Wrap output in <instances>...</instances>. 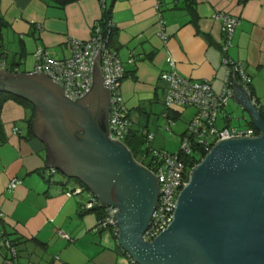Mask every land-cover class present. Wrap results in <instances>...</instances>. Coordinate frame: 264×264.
<instances>
[{
	"label": "crops",
	"instance_id": "0c3cea01",
	"mask_svg": "<svg viewBox=\"0 0 264 264\" xmlns=\"http://www.w3.org/2000/svg\"><path fill=\"white\" fill-rule=\"evenodd\" d=\"M102 2L111 7L116 26L110 45L126 69L121 91L129 113L148 128L152 121L154 138L160 117L174 131L187 114L178 128L181 137L196 110L188 104L168 108L164 103L169 82L161 72L171 68L168 57L175 59L180 74L209 78L218 91L224 84L222 61L227 54L242 62L251 75L252 91L264 105V0H196L195 20L185 0H0V21H8L1 29L8 54L0 59V68L33 71L38 46L54 57L68 56L70 38L85 39L93 33L103 14ZM219 11L240 19L226 53L219 46L224 40ZM160 17L166 39L158 33ZM230 100L240 105L234 96ZM230 100L218 116L227 124L232 118ZM9 105L6 117V111L2 114L8 138L0 146V238L6 234L17 239L21 260L28 264H137L110 230L95 229L97 211L84 209L90 192L86 185L59 168L60 173L51 171L45 142L29 132L28 108L17 101ZM13 178L21 182L10 187ZM76 186L83 189L66 194ZM4 254L0 243V264Z\"/></svg>",
	"mask_w": 264,
	"mask_h": 264
},
{
	"label": "water",
	"instance_id": "95a60500",
	"mask_svg": "<svg viewBox=\"0 0 264 264\" xmlns=\"http://www.w3.org/2000/svg\"><path fill=\"white\" fill-rule=\"evenodd\" d=\"M99 55L100 48L92 86L77 99L44 71L0 68V89L35 107L33 129L46 144L47 164L84 183L102 207H118V241L138 264H264V118L236 81L235 68L234 97L259 133L218 139L192 168L173 220L146 240L160 185L123 141L110 136V84Z\"/></svg>",
	"mask_w": 264,
	"mask_h": 264
},
{
	"label": "built area",
	"instance_id": "2783aa9c",
	"mask_svg": "<svg viewBox=\"0 0 264 264\" xmlns=\"http://www.w3.org/2000/svg\"><path fill=\"white\" fill-rule=\"evenodd\" d=\"M216 16L222 21V29L227 36L232 38L234 29L239 22L238 18L226 11H219ZM164 23L165 20L160 17L158 33L166 39ZM113 25L115 23L109 19L107 26ZM110 30L109 28V31L105 32L100 22L95 23L94 31L88 38L72 37L68 40L71 52L63 58L54 57L44 46H38L35 51L36 65L32 72L44 71L65 89L66 95L71 99H77L92 86L94 58L100 48V59L96 58V60L102 74L107 77L106 82L110 84V136L123 141L131 122L128 118V106L121 91V80L126 69L117 50L110 45ZM229 43H231L230 40L225 45V49L228 48ZM224 59L226 64L231 62L232 67L226 69L224 85L220 92L212 88L209 78L196 80L180 74L176 70V61L173 57H168L171 68L161 72V77L169 82L166 105L171 107L175 104H188L194 105L196 110L189 120L188 126L181 133L180 148L176 151L155 149L150 164L146 165L153 171L160 185L158 203L152 213L149 225L143 233L146 240H152L173 220L177 196L183 186L187 184L192 168L203 158L204 152L206 154L218 139L225 136L246 134L252 136L259 133L254 126L239 127L225 124L221 127L217 124L219 114L234 96L233 68L236 70V78L240 77L238 76L240 73L243 82L248 80L239 63L233 59ZM251 99L256 103L255 96L251 95ZM153 138L154 133L149 132V141ZM51 169L55 171L54 167ZM19 182L20 179L13 178L10 181V186L15 187ZM82 189L81 186L72 190L67 189L66 194L71 195ZM100 204V200L90 191L89 199L84 207L90 208L95 205L102 207ZM102 208L103 215L98 219L96 229L110 228L112 233L118 237L119 227L115 218L118 207L107 205ZM59 232L63 236H69L62 230ZM1 242H4L8 247V254L4 256L1 264H25L16 260L18 250L9 238L3 236ZM131 260L135 262L133 257Z\"/></svg>",
	"mask_w": 264,
	"mask_h": 264
},
{
	"label": "trees",
	"instance_id": "16d2710c",
	"mask_svg": "<svg viewBox=\"0 0 264 264\" xmlns=\"http://www.w3.org/2000/svg\"><path fill=\"white\" fill-rule=\"evenodd\" d=\"M57 1H59V3H61V4H65L66 2H68V1H71V0H57ZM186 2V5H185V8L189 11V12H191V15L193 16V19L195 20L196 19V17H197V11H196V8H195V6H196V0H185ZM102 4H103V14H102V17L99 19V21L98 22H100L101 23V25H102V27H103V30L105 31V32H107V31H109V28L111 29L110 30V40H111V37H112V35H113V33H114V31L116 30V26L115 25H113V26H107V22L109 21V19H111V7H108V5L107 4H104V2H102ZM236 16V15H235ZM237 18H238V20H240L239 19V17L238 16H236ZM221 23H222V21H221ZM5 24H8V21L7 20H4V19H1V21H0V59H4L6 56H7V54H8V51H7V49H6V47H5V45L3 44V42H2V37H1V29H2V26L3 25H5ZM238 24V23H237ZM237 26V25H236ZM107 27H108V29H107ZM235 29H236V27H235ZM235 29H234V31H235ZM222 31H223V35H224V40H223V42L219 45L220 46V48H221V50H223L224 51V53H226L227 52V50L229 49V47L232 45V43H233V37L232 38H229L228 36H227V34L225 33V31L222 29ZM233 35H234V32H233ZM210 39H211V37H210ZM230 40V42L231 43H229V46H228V48L227 49H225V45L227 44V42ZM224 58H229V59H233L232 57H230L229 55H227V54H225L224 55V57H223V65H224V67H225V74H226V69L228 68V67H232V64H231V62H228L227 64H226V62H225V59ZM234 61H236V63H239L240 65H241V67L243 68V71L245 72V74H246V76L248 77V80H246V82H243L242 80H241V78L240 77H242L241 75H240V73H238V76H240V77H237L236 78V81H238L242 86H244V87H246L250 92V96L251 95H253V96H255V98H256V105H257V107L259 108V110H260V112H261V114H262V116H263V118H264V105L259 101V98H258V96L256 95V94H254V92L252 91V88L250 87L251 86V75L245 70V68H244V66H243V64H242V62L241 61H239V60H235V59H233ZM233 74V73H232ZM125 76V75H124ZM184 76H186V75H184ZM224 79H225V76H224ZM232 79H234V77H233V75H232ZM196 80H205V78L204 79H196ZM233 83H234V81H233ZM224 85V84H223ZM212 86V85H211ZM169 87V86H168ZM213 88V87H212ZM167 91H168V89H167ZM166 96H167V93H166V95H165V99H164V103L166 104ZM14 98L15 100H17V102H19V103H21V104H23L26 108H28V107H30L31 106V109H32V112L30 113V115H29V117H26L25 118V120L27 121V123H28V126H29V132L31 133V134H34V131H33V119H34V115H35V107H34V105L32 104V102L30 101V100H28V99H26V98H24V97H22V96H19V95H16V94H14V93H12V92H9V91H5V90H1L0 89V146L3 144V143H5L6 141H7V138H8V132H7V130H6V127H5V123H4V120H3V118H2V108H3V104H4V101L6 100V99H8V98ZM232 99V98H231ZM167 106V105H166ZM169 108V107H168ZM169 115H171L170 113H169ZM168 116V115H167ZM178 115L176 114L174 117L176 118ZM170 117V116H169ZM128 118L130 119V125H129V127H128V131H127V133H125V136H124V138H123V142L130 148V150L132 151V153H133V155H134V157L136 158V160H140V158H138L139 157V155L140 156H145V154H147V155H149L150 154V150L152 149V148H150V147H148L147 149H146V151H145V154L143 153L142 154V152H144V150H143V148H142V146H141V143L142 142H144L146 139L147 140H149L148 139V134H149V130L147 131V132H144L143 131V125L145 124V123H139V122H137V120H134L133 119V117L130 115V113H129V108H128ZM138 125V126H137ZM247 125L248 126H254V127H256L255 125H254V122L251 120V118L249 117V118H247ZM256 129H257V127H256ZM257 131H258V129H257ZM150 141H152V140H150ZM141 153V154H140ZM205 155V152L203 153V156ZM153 157V156H152ZM200 159V158H199ZM152 160V159H151ZM150 164V163H149ZM52 168V167H51ZM50 168V169H51ZM55 168V170L57 169L56 167H54ZM51 171H52V169H51ZM52 172H54V171H52ZM19 179V178H18ZM20 182H21V180H20ZM10 187H12V186H10ZM77 187V186H76ZM75 188V187H74ZM74 188H71V190L72 189H74ZM83 188V187H82ZM85 188H87L86 186H85ZM88 189V188H87ZM84 209H87V210H96L97 211V213H98V219L99 218H101V216L103 215V208L102 207H100V206H97V205H95V206H93V207H90V208H85L84 207ZM98 219H97V223H96V225L98 224ZM95 229H96V226H95ZM97 230H110L111 231V229L110 228H105V229H97ZM112 232V231H111ZM113 234V233H112ZM114 235V234H113ZM5 237V238H9L10 240H11V242L17 247V245H18V242H17V239H13L12 237H10L9 235H7L6 236V234H3V235H1V238L2 237ZM114 237L117 239V244H118V246L119 247H121V245H120V243H119V241H118V237L117 236H115L114 235ZM1 238H0V243H1V245L5 248V254H4V256L5 255H7L8 254V247L5 245V243L4 242H1ZM17 250H18V254H17V257H16V260L17 261H19V262H22V263H25V264H28L27 262H24V261H22L21 260V254H20V251H19V248L17 247ZM124 250V249H123ZM131 256V255H130ZM131 259H132V256H131ZM3 261V260H2ZM134 263H137V262H134ZM138 264V263H137Z\"/></svg>",
	"mask_w": 264,
	"mask_h": 264
},
{
	"label": "rangeland",
	"instance_id": "374dc122",
	"mask_svg": "<svg viewBox=\"0 0 264 264\" xmlns=\"http://www.w3.org/2000/svg\"><path fill=\"white\" fill-rule=\"evenodd\" d=\"M222 87H223V85H222ZM222 87H221V89H218V92H220L222 90ZM10 101L16 102L17 100L10 97L4 101L3 108H2V114H3V111H6V113L3 114V116H5V117L7 114V110L11 109V106L9 105ZM191 106L194 107V109H195L194 105H191ZM228 108L232 109V111H231L232 118H231V121L229 124L238 125L239 127L248 126L247 125V118H249L250 115L247 111H245L234 100H230V104H229ZM30 112H32L31 106L28 107V111H27L28 115H30ZM185 112H188V111H185ZM186 116H188V115L183 114L181 119L178 120V123L174 125V126H176L173 128L174 131L169 129L168 126L166 125V123L164 125L165 119H163V117L159 118V122H158V124H160L159 125V131H158L157 135L155 136L154 140L149 141L146 139L144 142L141 143V146L144 150V152H142V154L143 153L145 154V151L148 147L152 148L149 155H147V154H145V156L139 155V157H138L141 159V162L144 165H148L150 163L152 156L155 153V151H154L155 149L161 150V151H168V150L169 151H176L180 148L181 137H179V135H178V128H180L179 126L181 125V123H185ZM18 122L23 123V121H18ZM217 124L222 127L227 123L223 118L219 117L217 120ZM187 126H188V123H187ZM142 128H143L144 132H147L148 130H150V132H154V125H153L152 121L150 122V128H148L145 124L143 125ZM57 171H59L57 173L61 172L59 169H57Z\"/></svg>",
	"mask_w": 264,
	"mask_h": 264
},
{
	"label": "clouds",
	"instance_id": "9594fccd",
	"mask_svg": "<svg viewBox=\"0 0 264 264\" xmlns=\"http://www.w3.org/2000/svg\"><path fill=\"white\" fill-rule=\"evenodd\" d=\"M30 72H32V71H30ZM248 90V89H247ZM249 91V90H248ZM250 92V91H249ZM250 94V93H249ZM256 104V103H255ZM259 131V130H258ZM138 161V160H137ZM140 162V161H139Z\"/></svg>",
	"mask_w": 264,
	"mask_h": 264
},
{
	"label": "flooded vegetation",
	"instance_id": "af4514ba",
	"mask_svg": "<svg viewBox=\"0 0 264 264\" xmlns=\"http://www.w3.org/2000/svg\"><path fill=\"white\" fill-rule=\"evenodd\" d=\"M138 161H140V160H138Z\"/></svg>",
	"mask_w": 264,
	"mask_h": 264
}]
</instances>
